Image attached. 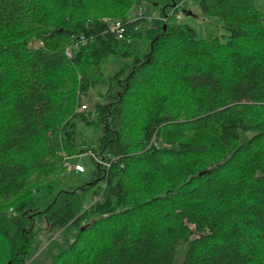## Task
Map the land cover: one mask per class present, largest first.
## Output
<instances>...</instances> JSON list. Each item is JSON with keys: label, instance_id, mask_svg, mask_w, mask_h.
Here are the masks:
<instances>
[{"label": "trees", "instance_id": "1", "mask_svg": "<svg viewBox=\"0 0 264 264\" xmlns=\"http://www.w3.org/2000/svg\"><path fill=\"white\" fill-rule=\"evenodd\" d=\"M136 1L0 0V264H264V13L196 0L224 39L168 16L140 50L101 31Z\"/></svg>", "mask_w": 264, "mask_h": 264}, {"label": "rangeland", "instance_id": "2", "mask_svg": "<svg viewBox=\"0 0 264 264\" xmlns=\"http://www.w3.org/2000/svg\"><path fill=\"white\" fill-rule=\"evenodd\" d=\"M254 1L257 7L261 9L264 13V0ZM160 3L163 4L162 1H160ZM180 8L185 9V11L190 10L191 13L186 14V12H184L181 14L180 17L172 15L169 17V20L171 22L189 24L197 31V34L200 37L211 38L213 36L218 35L219 37H221V39L225 38L227 31L221 26V21L215 17L202 13L196 0H182ZM139 9H142V11L147 14L156 15L159 12V8L153 5V3L151 4L150 0L136 1L133 7L131 8L130 12L124 19H126L127 17L134 16V14ZM167 10L169 12L171 10V6H168ZM158 26L159 22L157 20L148 21L147 24L143 27L138 26V29L142 30V35L140 37L130 39V42L136 47H138L140 50H144L145 47L148 45L150 38L156 32ZM135 30H137V28ZM129 61L130 59L128 58L109 56L102 64V71L105 75L112 74L118 68H120V66ZM80 161L87 167L91 164V159L87 152L82 154ZM65 179L71 184L79 182V179L75 178L74 174H67L65 176ZM30 264H44V262L42 261V256L37 255L35 260H33Z\"/></svg>", "mask_w": 264, "mask_h": 264}, {"label": "built area", "instance_id": "3", "mask_svg": "<svg viewBox=\"0 0 264 264\" xmlns=\"http://www.w3.org/2000/svg\"><path fill=\"white\" fill-rule=\"evenodd\" d=\"M183 13L182 9L180 8L179 4H175V6L173 8H171V10L168 12V15H160V14H147L144 11H142V9H139L134 16L131 17H127L126 19H121V18H113V17H109V16H103L101 18V21L103 23V31H108L112 34H114L117 38H123L124 34L127 31L128 26H131L133 29H138L140 27H143L147 24L148 21H152V20H157L159 22V25L161 22H164L166 18H168V16H172L175 15L177 17H180L181 14ZM86 41V37L85 36H80L77 39H74L70 45H68L65 48V53L67 56H71L73 48H76L79 44L81 43H85ZM39 44L41 43L40 41H38ZM86 104L85 103H81L78 107V109L83 110L85 109ZM159 142L157 137L155 135H153L149 141H148V146H153V145H157ZM61 154L64 157V164L67 166V168H75V169H83V166L79 163V162H71L69 160V156L65 155L64 152H61ZM99 163H104L105 162L98 158V157H94Z\"/></svg>", "mask_w": 264, "mask_h": 264}, {"label": "water", "instance_id": "4", "mask_svg": "<svg viewBox=\"0 0 264 264\" xmlns=\"http://www.w3.org/2000/svg\"><path fill=\"white\" fill-rule=\"evenodd\" d=\"M184 12H186V14H190V13H191L190 10H188V11H185V10H184ZM163 26H164V25H163Z\"/></svg>", "mask_w": 264, "mask_h": 264}, {"label": "bare ground", "instance_id": "5", "mask_svg": "<svg viewBox=\"0 0 264 264\" xmlns=\"http://www.w3.org/2000/svg\"><path fill=\"white\" fill-rule=\"evenodd\" d=\"M167 20V18L165 19V21Z\"/></svg>", "mask_w": 264, "mask_h": 264}]
</instances>
